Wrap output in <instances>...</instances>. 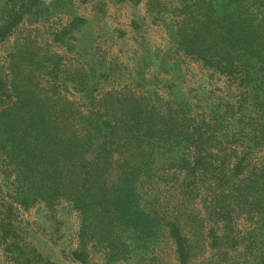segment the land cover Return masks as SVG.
<instances>
[{"label":"rangeland","instance_id":"374dc122","mask_svg":"<svg viewBox=\"0 0 264 264\" xmlns=\"http://www.w3.org/2000/svg\"><path fill=\"white\" fill-rule=\"evenodd\" d=\"M181 5L182 0H0V107L16 101L17 87L54 104L69 102V119L94 111L102 97H134L144 108H176L180 124L222 136L224 180L217 166L212 170L221 179L219 184L227 181L223 187H229L236 174L241 179L264 162V138L253 146L244 134L255 128V134L264 136L258 131L263 121L237 80L178 47L175 33L185 15ZM185 109L189 114L182 118L179 114ZM214 136H207L208 159L222 166ZM164 163L160 167L157 162L158 176L150 182L143 179L139 189L142 202L147 199L160 210L155 238L128 239L124 258L109 259L96 244L81 247L80 215L68 200L21 203L14 194L11 170L0 160V264H177L170 222L178 223L185 212L181 210L188 207L191 186L192 213L204 217V201L219 184L213 182L212 170L206 178L199 171L176 168L171 160ZM176 225L184 237V223ZM204 225V248L195 250L201 251L197 258L208 262L217 250L206 233L211 221L204 219ZM247 227L245 216L238 214L237 242ZM241 248L238 245L225 256L238 258Z\"/></svg>","mask_w":264,"mask_h":264},{"label":"trees","instance_id":"16d2710c","mask_svg":"<svg viewBox=\"0 0 264 264\" xmlns=\"http://www.w3.org/2000/svg\"><path fill=\"white\" fill-rule=\"evenodd\" d=\"M180 10L185 15L175 33L178 47L245 87L263 121L258 131L264 134V0H182ZM16 96L11 105L0 107V160L11 170L7 174L12 177L14 194L21 203L68 200L80 215L77 235L81 247L96 244L106 250L109 259L124 258L128 239L155 238V217L160 210L147 199L143 203L139 189L143 179L150 182L158 176L154 171L157 162L162 167L165 159L171 160L176 168L199 171L206 178L217 166L224 180L222 136L206 135L198 125L180 124L176 108H144L134 97H102L94 111L69 119L67 101L54 104L48 97L17 87ZM187 114L185 109L179 115ZM255 130L244 133L253 146L264 138ZM207 136H214V147L220 146L222 166L209 161ZM215 171L212 180L219 184ZM196 177L194 173L193 185ZM223 184L208 194L204 217L192 213L191 186L188 207L181 210L185 212L174 215L179 216L178 223L169 221L176 238L177 264H201L197 260L203 264H264V162L241 179L236 174L229 187ZM238 214L249 223L239 242ZM204 219L211 221L206 233L217 250L208 262L197 258L201 251L195 250L204 248ZM182 222L184 237L176 225ZM238 245H242L238 258L225 256Z\"/></svg>","mask_w":264,"mask_h":264}]
</instances>
